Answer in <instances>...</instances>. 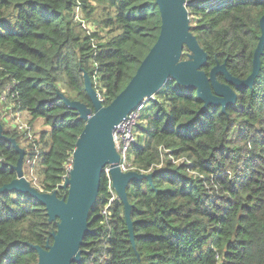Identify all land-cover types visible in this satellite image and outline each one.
<instances>
[{
  "label": "trees",
  "instance_id": "1",
  "mask_svg": "<svg viewBox=\"0 0 264 264\" xmlns=\"http://www.w3.org/2000/svg\"><path fill=\"white\" fill-rule=\"evenodd\" d=\"M187 1L190 31L207 56L201 68L208 74L225 63L246 78L264 0ZM159 27L155 0H0V92L8 90L13 110L28 114L30 128L38 118L48 126L25 150L30 159L37 155V188L66 195L61 184L84 127L60 95L91 106L86 72L108 104ZM231 86L237 99L224 110L202 108L196 90L174 79L144 102L128 162L131 170L152 172V180L127 186L135 248L117 197L107 221L99 213L112 193L102 171L90 231L71 264H264V51L253 85ZM0 124L21 143V132ZM17 158L0 137V186L16 177ZM55 229L40 201L15 189L0 192V264H36L29 245L52 243Z\"/></svg>",
  "mask_w": 264,
  "mask_h": 264
},
{
  "label": "water",
  "instance_id": "2",
  "mask_svg": "<svg viewBox=\"0 0 264 264\" xmlns=\"http://www.w3.org/2000/svg\"><path fill=\"white\" fill-rule=\"evenodd\" d=\"M155 3L160 15L157 39L126 86L108 104L104 105L99 99L86 72L83 73L84 90L91 106L60 95L65 105L84 121L72 152V166L61 184L66 189L65 196L58 197L55 190L42 191L28 179L23 169L25 149L15 138L5 135L0 124V137L8 140L18 153L17 162L13 165L16 177L0 186V192L13 189L26 192L45 206L48 221L56 220V229L51 232L52 243L47 242L43 247L29 245L37 252L36 264H71L80 260L83 237L90 231L89 213L96 202L101 172L106 166L111 186L123 204L129 239L135 248L127 186L142 179L151 182L152 172L122 171L119 167L120 156L113 141V131L130 111L153 97L169 79H174L180 86L194 88L203 101L202 108L217 104L224 110L237 99L231 85L251 87L260 72L264 51V15L259 20L261 34L253 51L251 72L246 78H238L226 69L225 63L215 64L208 74L201 68L207 56L190 31L187 0H155ZM185 47L188 51L186 58L182 59ZM218 73L224 76V82L218 81Z\"/></svg>",
  "mask_w": 264,
  "mask_h": 264
},
{
  "label": "built area",
  "instance_id": "3",
  "mask_svg": "<svg viewBox=\"0 0 264 264\" xmlns=\"http://www.w3.org/2000/svg\"><path fill=\"white\" fill-rule=\"evenodd\" d=\"M85 26L88 29L90 28L89 25H87V24H85ZM95 79H96V77H95ZM7 91L8 90L2 92L3 95L1 96V99L6 98V92ZM97 92H98L99 99L103 102V100H104L103 94L100 93L99 91H97ZM144 102L145 101H143L140 105L136 106L132 111H130L127 114V116L115 126V129L113 131V141L115 144L116 151L120 156L119 167L122 171L131 170V168L129 167V162H128L129 149H130V146L136 137L135 129H136V125L140 119V113L143 110ZM30 129H31L30 126L28 128L25 127V129H24L27 132L28 136L30 135L29 134ZM71 166H72V160H71V164L68 165L67 171H69ZM103 172H104V174L107 178V181H108V188L112 192L107 203L99 212L100 215L104 218V220L107 221L108 218L110 217V214H111L110 207H111L113 201L115 200V198L117 197V195L111 186L110 176H109V172H108V166H106L104 168Z\"/></svg>",
  "mask_w": 264,
  "mask_h": 264
},
{
  "label": "rangeland",
  "instance_id": "4",
  "mask_svg": "<svg viewBox=\"0 0 264 264\" xmlns=\"http://www.w3.org/2000/svg\"><path fill=\"white\" fill-rule=\"evenodd\" d=\"M89 27H91L89 25ZM2 92H0V120L4 123L5 129H16L17 131L22 133L21 143L19 144L22 148L29 151L28 144L30 141L33 140L35 134H38L41 130H48V126L43 122L41 118L36 119L33 122V128L30 129V137L28 136L27 132L24 130L25 127L28 128V115L25 111H14L13 105L5 98L1 99ZM37 136V135H36ZM33 148H35L33 146ZM37 162V155L35 154L32 159L28 156L24 158L23 162V169L24 173L30 179L34 185L37 186V178L34 175V168ZM37 168V167H36Z\"/></svg>",
  "mask_w": 264,
  "mask_h": 264
},
{
  "label": "crops",
  "instance_id": "5",
  "mask_svg": "<svg viewBox=\"0 0 264 264\" xmlns=\"http://www.w3.org/2000/svg\"><path fill=\"white\" fill-rule=\"evenodd\" d=\"M26 113V112H25ZM27 114V113H26ZM28 115V114H27Z\"/></svg>",
  "mask_w": 264,
  "mask_h": 264
}]
</instances>
